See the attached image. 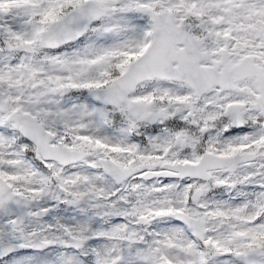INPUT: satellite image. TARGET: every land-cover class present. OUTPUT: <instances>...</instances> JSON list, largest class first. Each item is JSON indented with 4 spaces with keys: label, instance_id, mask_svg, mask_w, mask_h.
<instances>
[{
    "label": "snow or ice",
    "instance_id": "1",
    "mask_svg": "<svg viewBox=\"0 0 264 264\" xmlns=\"http://www.w3.org/2000/svg\"><path fill=\"white\" fill-rule=\"evenodd\" d=\"M0 264H264V0H0Z\"/></svg>",
    "mask_w": 264,
    "mask_h": 264
}]
</instances>
